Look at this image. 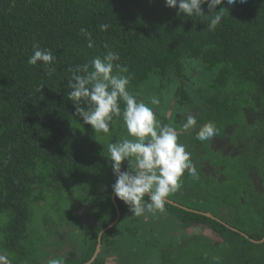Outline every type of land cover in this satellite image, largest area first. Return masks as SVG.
Listing matches in <instances>:
<instances>
[{"label": "trees", "instance_id": "obj_1", "mask_svg": "<svg viewBox=\"0 0 264 264\" xmlns=\"http://www.w3.org/2000/svg\"><path fill=\"white\" fill-rule=\"evenodd\" d=\"M223 7L229 14L225 10L221 24L208 31V19L177 15V9L166 7L165 0H0V213L8 215V252L16 253L28 240L31 204L45 201L46 192L59 191L65 183L80 184L92 175L100 178L104 167L97 154L108 140L115 143L124 135L120 118H114L109 133L95 132L75 115V105L67 97L71 91L68 69L102 56L108 44L120 56L117 63L129 70L130 91L142 100L151 92L156 97L159 93L161 101L160 92L184 75V60L204 66L208 84L198 93L213 111L202 122L215 123L216 139H230L233 147L243 144L223 187L233 225L170 203L163 213L154 215L179 216L180 222L172 221V230L193 224L212 228L221 236L223 247L227 241L235 250L228 264H264V0L235 6L224 3ZM202 9L211 15L207 4ZM105 23L110 27L100 31L98 26ZM81 28L91 32L93 48L87 47ZM37 42L57 56L50 74L27 63ZM171 73L177 78H171ZM177 95L192 99L183 85ZM238 187L233 193L237 199L228 202L232 189ZM106 193L103 214L98 213L100 223L84 231V256L72 264H85L93 257L100 231L115 221L118 209L121 219L102 236L104 252L93 264H105L116 247L122 248V241L112 239L114 230L134 222L135 229L128 228V235L146 234L143 249L148 263L156 259L152 255L158 256L159 264H171L174 252L181 257V245L172 239L168 242L172 251L169 246L156 247L150 238L154 220L128 216L129 206L113 199L112 190ZM221 194L218 189L212 195L213 207L206 205L205 211L226 214L220 207ZM11 254L9 258L2 254L8 264H17L24 255L22 250L17 258Z\"/></svg>", "mask_w": 264, "mask_h": 264}, {"label": "clouds", "instance_id": "obj_2", "mask_svg": "<svg viewBox=\"0 0 264 264\" xmlns=\"http://www.w3.org/2000/svg\"><path fill=\"white\" fill-rule=\"evenodd\" d=\"M224 3L235 6L247 3V0H165L166 7L177 9V15L208 19V31H215L221 24L225 10L228 11L223 7ZM204 4H207L211 15H205ZM218 6L220 10L216 11ZM98 27L100 31H107L110 25L105 23ZM80 34L87 40V47L93 48L91 32L81 28ZM104 48L107 51L102 56H95L87 63L68 69L71 73L67 84L71 89L68 100L75 105V115L95 132L107 134L114 118L122 120L127 135L115 143H108L106 147L116 176L112 191L136 217L163 213L168 198L181 186L185 173L199 179L191 153L179 142L181 135L190 133L197 125V118L188 112L186 121L179 128L161 124L154 111L160 103L159 98H150L149 103L153 107L138 99L137 94L130 91L132 77L128 68L117 63L119 54L110 50L108 44H104ZM56 60L57 56L51 49L42 48L37 42L32 45L27 63L50 74L55 70L52 66ZM217 133L215 123L207 122L196 132V139L211 142ZM123 161H128L130 170H121ZM0 264H7L6 257L0 256ZM48 264L65 262L63 258H56L50 259Z\"/></svg>", "mask_w": 264, "mask_h": 264}, {"label": "rangeland", "instance_id": "obj_3", "mask_svg": "<svg viewBox=\"0 0 264 264\" xmlns=\"http://www.w3.org/2000/svg\"><path fill=\"white\" fill-rule=\"evenodd\" d=\"M188 73L187 79L194 77L196 80H198L197 82L203 83L204 80L208 82V75H206L203 66L198 62L189 61ZM195 86L197 87L198 84H195ZM152 94L153 93L150 92V94H147L145 96V99L143 100L146 103H149L150 98L152 96H155V94ZM156 94L159 97V93ZM161 96V101L158 106H155L154 111L157 120L162 124V119H164L165 114H162V116L160 117V113L162 112L164 106H166L165 103H169L170 100L173 98V90L170 95H168V93L166 92H164V94L163 92H161ZM162 102H164V105H161ZM149 106L153 107L150 103ZM126 135V129L124 128V135L122 137ZM120 138H118V140ZM179 142L181 141L179 140ZM108 143L112 142L108 140L106 143H104L102 146V152L100 151V153L97 154L98 162L103 164L104 167L100 178H94V175H92L80 184H74L69 182L65 183L62 189H60L59 191L54 190L46 192L45 201L33 202L31 204L32 215L28 228L29 236L27 234L28 240L25 242V244L21 246V249H19L16 253L11 254L6 249L5 227L8 224V215L6 213H0V253H2L7 258H9L10 254L17 258L16 256H19L20 251L22 250L24 255L22 254L20 260H26L27 258L29 262L35 261L34 264H47L50 259H54L55 250L64 247L68 249L70 248L69 246H71L73 243H76L77 239L82 238L81 234L77 230L79 228L81 220V218H79V208L81 206H89L90 212L93 215H95L96 212L97 214H103L102 210H104L103 207L105 205V202L107 201V193L102 192V190H99L100 187L97 186L103 183V186H108L109 188V186L112 187V185L116 182V176L114 175L112 169L111 158L106 150ZM212 146H227L229 147V149H232H230V151H233V154L238 153L236 149L239 150V148H241L239 146H236L233 147L235 148L233 149L232 145L228 142V140H219L216 142L214 141ZM195 149L196 154L192 155L194 160L198 159L201 165L206 166V168L209 169L213 168L215 170V172H213L212 174L213 183L210 182V177H208V179L204 181H199V190L201 192L197 190V195L192 201L189 200L187 196H180L186 199V201L179 199L175 196L173 197L172 193L169 197L170 202L168 203L176 207H182L181 204H184L183 207L187 208L189 211H193L196 209L200 212H204L206 210V205L207 207L211 206L210 202H207V196L204 191L208 193L211 197H213L212 194L217 193L218 189H221L222 194L219 195L223 197L221 203L225 201L223 187L224 184L227 182L228 177H230V172L228 168L231 167L232 162H236L238 160L242 149H240L241 151L239 150L240 154L236 156H230L229 153L223 155V152L227 151V148L215 150L213 148H210L209 146L206 149L202 148L203 152H200V149ZM127 165H129L128 161H123L121 165V170H130V165ZM221 176L225 178V182L223 183L220 182ZM183 177L181 178L180 187H183L185 189V194H189V183L185 182L183 180ZM238 179L239 178L234 179V182H237ZM238 190L239 187L237 189H232L231 197H228L229 202H235L237 197H235L233 193L237 192ZM212 214L215 215V213ZM217 216L218 219L221 218V216ZM152 220L155 221V229H153V237L150 238L154 240L156 247L166 249L169 246L168 249L172 251L173 247L168 244L170 239L174 240L177 243V246L181 245V257L179 259L176 258L177 252H174V254L171 255V258L174 260L171 264H228V257L234 253L233 251H235L231 250V246L227 245L229 243L227 241V247H223L222 244L219 245V243L221 242L220 238L217 239L218 241L216 239L213 241L210 238L207 239L205 236L201 235L194 237V239L188 242L190 240L188 239L189 237L202 233L201 231H203V229H201L200 227L188 228L183 230L181 229L179 234L184 237L180 236L182 237L180 240L179 238L175 240V236L178 234V231L177 229L172 230V228L170 227L171 218L168 217L167 214L164 216H158ZM232 222V220H229V224L233 225ZM135 224L137 223H131L128 228L130 230H134ZM123 225L124 223L119 224L114 230L115 234H121L122 231L126 232L125 239L120 243V246L122 248L118 251H114V255L117 258V263L147 264L150 259H148V257L144 254L143 249V242L146 234L141 233V235L139 234L137 236L131 234L128 235V228H124ZM235 229L238 230V228ZM69 231L71 233L77 232V234H73L74 237L72 235L71 238V236L69 235ZM102 232L103 230H101V233ZM137 232H139V228ZM57 234L59 235L58 239ZM64 240H66L65 244ZM5 252H7L8 254ZM2 254H0V256H2ZM152 257L156 259L158 258L157 255H152ZM20 260H16L15 262H17V264H22L23 261ZM28 261L25 262V264H30ZM157 263L158 261L156 260V264ZM109 264L113 263L110 261Z\"/></svg>", "mask_w": 264, "mask_h": 264}, {"label": "flooded vegetation", "instance_id": "obj_4", "mask_svg": "<svg viewBox=\"0 0 264 264\" xmlns=\"http://www.w3.org/2000/svg\"><path fill=\"white\" fill-rule=\"evenodd\" d=\"M198 63L201 64V62H198ZM184 66H185L186 69H185V73L182 76V78L178 79L175 74H172V73L170 74L171 78H174V79L177 78V80L170 82L166 86L167 90H165V91L163 90L162 92H163V94H164V92H166V93H168V95H170L172 93V90H173V98L170 100L169 103H165L166 106H164L163 112L160 113V117L162 116V114H165L164 119H162V124H171V125L176 126L178 128L186 121V116H187L188 112H191V114L195 115L196 118H197V125L190 131V133H186V134L181 135L179 137V140L181 141L180 143H183L186 146V151L191 153V159H192L193 163L197 167V170H198V173H199V179L198 180L197 179H193L192 177L188 176L187 173H185V175L183 177V180L185 182L189 183L190 193L189 194H187V193L185 194V192H186L185 189L183 187H179V189L175 193H173V195H172L173 197L175 196V197H177L179 199H182L184 201H186V199H184L183 197H180V196H187L189 198V200L192 201L197 195L196 191L199 190V181H201V180L204 181V180L208 179V177H210V182L213 183L212 174H213V172H215V170L213 168L209 169V168H206V166L201 165L198 159L194 160L192 155L196 154V149L195 148L200 149V152H203L202 148L206 149L209 146H210V148H213L215 150L227 148V151L223 152V155L229 153L231 156H236V155L240 154V151H241L240 149L241 148H239L240 151L238 149H236V151L238 153L233 154V151H230L231 148L229 149V147H227V146H223V147L212 146L214 141L216 142V141H219V140H222V141L223 140H227L226 138L225 139H216V138L214 139L213 138L211 142H200V141H198L196 139V132L199 130V128L202 125L205 124V123L202 122V119H205L206 115L211 114L212 111H213V108L210 107L209 105H207L206 104V100L202 99L200 97V94L198 93L200 88H207L206 80L203 81V83H204L203 84L202 82H197L198 80H196L194 77H192L190 79H187V76L189 74L188 73L189 61L184 60ZM182 80H183V82H182ZM195 84H198V86L196 87ZM182 85L185 87V89L188 90V92L190 93V95L192 97V99H190L189 101H187V99L181 98L180 95L179 96L177 95L178 94V89ZM160 98H162L161 92H160ZM162 104L164 105V102H162L161 105ZM228 142L230 143V139H228ZM239 144H241L239 147H241L243 145L242 143H239ZM231 145H232V148H233V144H231ZM233 149H235V148H233ZM127 166H129V165H127ZM220 182L221 183L225 182V178L223 176L220 177ZM97 187H100L99 190H102V192H107L109 190H112V187H110V186H109V188H108V186L105 187V186H103V183L101 185L97 186ZM204 193L207 196V202H210V205H211L210 207H213V197H211L205 191H204ZM112 195H113V199H114L116 196L113 193V191H112ZM218 197H220V199L223 200L222 196H218ZM168 199L170 200V198H168ZM181 205H182V207H181L182 209H184L186 211H189L187 208L183 207L184 204H181ZM220 207L223 208V211H225V213L228 216H229V213L232 212V207L230 205H228L226 201H224L223 203H220ZM230 207H231V211H230ZM193 211L196 212V213L205 214L209 218L215 219V220H217L219 222H222L223 224L227 223L228 220L235 219V218H233L234 216H233L232 213H231V218H230V216L228 217L225 214L226 215V217H225L224 213L220 214L219 212H214L215 215H213L211 211H209V212L208 211H205V212L201 211L200 212L198 210H193ZM118 212L119 213H118V216L115 219V221H113V223H111L107 227H104L102 229L103 230L102 233L100 231L99 236H98V245H97L96 252L93 255V257L85 264H93L99 258V256H101V254L104 252V248H105L104 246L105 245H103L102 236L104 234H106L108 231L112 230L115 227V225L120 221L122 215H121L119 209H118ZM79 215H80L79 218H81V220H80L79 228L77 230L81 234L82 238L81 239H77L76 243H73L71 246H69L70 248H68V249H66L65 247L64 248H58L57 250H55V253H54V259L63 258L65 264H72L73 262H76L77 260H80L84 256V253H85V250H84L85 232L84 231L87 232L88 228H90V229L96 228L99 225L100 220H101V219H99L100 217H99V215L97 213H95V215H93L90 212L89 206H87V207L81 206L79 208ZM164 215H166V214H160V216H164ZM217 215L221 216V218L218 219ZM128 216L131 217L132 213L129 212ZM128 216H126V217H128ZM156 216L158 217V215H156ZM156 216L154 214H147L146 217H144L143 220H144V222H147V221L150 222L152 220V218H156ZM167 216L171 218V224L170 225L173 224L172 221H175L174 219L180 218L177 215L170 216V214H167ZM181 216H183V215H181ZM257 220H258V218H257ZM178 222H180L179 219H178ZM197 225L198 224H193L189 228H194ZM199 227L201 229H203V231H201L202 232L201 234H197L195 236H201L202 235V236H205L207 239L210 238L213 241L215 239L217 240L218 238L221 239V236L216 231H214L212 228H210L208 226H207V228H203L202 226H199ZM252 227L253 226H251L250 228L252 229ZM176 229L178 231V234L175 236V239L177 240L179 238V240H180L184 236L179 234V232L181 231V229L179 227L176 228ZM237 231H239V230H237ZM73 234L76 235L77 232H72L71 233L69 231V235L71 236V238H72ZM74 235H73V237H74ZM125 236H126L125 235V231H123L121 234L113 233V238L112 239H114V240L116 239L119 242V241H123L125 239ZM180 236H182V237H180ZM58 237H59V235L57 234V239H58ZM220 241L221 242L219 244L224 243L222 239ZM65 242H66V240H64V244H65ZM65 249H66V251H65ZM115 249H116L115 251H118L117 247ZM92 259H94V260L92 261ZM156 260L158 261V258L155 259V260L153 259L152 263L156 264ZM110 261L113 264H118L117 263V258L114 255L113 251L111 252V255L106 257L105 264H109ZM157 264H159V262Z\"/></svg>", "mask_w": 264, "mask_h": 264}, {"label": "water", "instance_id": "obj_5", "mask_svg": "<svg viewBox=\"0 0 264 264\" xmlns=\"http://www.w3.org/2000/svg\"><path fill=\"white\" fill-rule=\"evenodd\" d=\"M95 258V257H94ZM94 259H92V261H93Z\"/></svg>", "mask_w": 264, "mask_h": 264}]
</instances>
